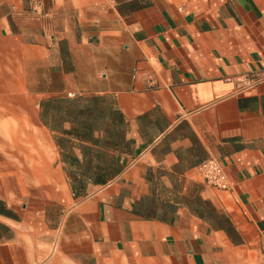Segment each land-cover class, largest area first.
<instances>
[{"label":"crops","instance_id":"0c3cea01","mask_svg":"<svg viewBox=\"0 0 264 264\" xmlns=\"http://www.w3.org/2000/svg\"><path fill=\"white\" fill-rule=\"evenodd\" d=\"M180 6L0 0V264H259L264 0Z\"/></svg>","mask_w":264,"mask_h":264},{"label":"built area","instance_id":"2783aa9c","mask_svg":"<svg viewBox=\"0 0 264 264\" xmlns=\"http://www.w3.org/2000/svg\"><path fill=\"white\" fill-rule=\"evenodd\" d=\"M180 1V9L195 0H179ZM262 81H264V76H245L240 86L237 89L238 94H244L254 90ZM200 172L203 178L204 184L212 189H216L219 191H227L229 189V184L224 173V170L215 159H207L204 161L200 167ZM259 264H264V249L261 250V257Z\"/></svg>","mask_w":264,"mask_h":264}]
</instances>
